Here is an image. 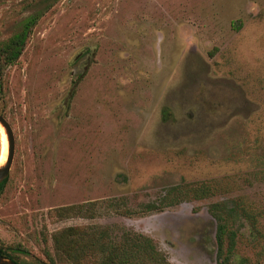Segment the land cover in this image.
<instances>
[{
	"label": "rangeland",
	"instance_id": "obj_1",
	"mask_svg": "<svg viewBox=\"0 0 264 264\" xmlns=\"http://www.w3.org/2000/svg\"><path fill=\"white\" fill-rule=\"evenodd\" d=\"M36 14L0 94V247L39 264L56 232L117 224L217 264L225 202L243 209L231 264H264V0H0V40ZM7 148L0 129V165Z\"/></svg>",
	"mask_w": 264,
	"mask_h": 264
},
{
	"label": "trees",
	"instance_id": "obj_2",
	"mask_svg": "<svg viewBox=\"0 0 264 264\" xmlns=\"http://www.w3.org/2000/svg\"><path fill=\"white\" fill-rule=\"evenodd\" d=\"M30 5V3H29ZM40 14L32 15L22 22L20 29L6 39L0 40V94L3 91V78L6 70L21 57L30 38L33 27L40 19ZM9 180V176L0 183V197ZM174 188L173 191H177ZM207 186L192 189L196 199L210 193ZM180 198L168 197L160 204H151L149 211L160 210L175 205ZM67 207L59 211L81 209ZM243 210L239 204L228 206L225 202H216L208 211L215 219L217 264H231L236 243L234 221L237 210ZM130 214V211H121ZM56 256L48 255L47 261L39 264H171L159 252L151 238L117 224L88 225L62 229L53 235ZM0 254L19 264L12 255L0 247Z\"/></svg>",
	"mask_w": 264,
	"mask_h": 264
},
{
	"label": "water",
	"instance_id": "obj_3",
	"mask_svg": "<svg viewBox=\"0 0 264 264\" xmlns=\"http://www.w3.org/2000/svg\"><path fill=\"white\" fill-rule=\"evenodd\" d=\"M0 125L3 127L5 131L8 142L6 160L2 165H0V183H1L4 179L8 177L10 172V168L12 165L14 152H15V139L11 125L1 113H0ZM0 264H19V263L9 258H6L5 256L0 254Z\"/></svg>",
	"mask_w": 264,
	"mask_h": 264
},
{
	"label": "bare ground",
	"instance_id": "obj_4",
	"mask_svg": "<svg viewBox=\"0 0 264 264\" xmlns=\"http://www.w3.org/2000/svg\"><path fill=\"white\" fill-rule=\"evenodd\" d=\"M0 129L3 130V127L0 125ZM4 137V136H3ZM1 152H2V159H4V156H5V153H6V143L4 142L3 145H2V149H1ZM1 159V160H2Z\"/></svg>",
	"mask_w": 264,
	"mask_h": 264
}]
</instances>
